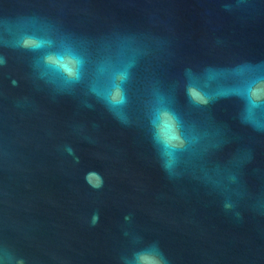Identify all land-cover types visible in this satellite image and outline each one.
Wrapping results in <instances>:
<instances>
[{"label": "water", "instance_id": "water-1", "mask_svg": "<svg viewBox=\"0 0 264 264\" xmlns=\"http://www.w3.org/2000/svg\"><path fill=\"white\" fill-rule=\"evenodd\" d=\"M118 74L122 105L105 98ZM253 78L264 0H0V264H264Z\"/></svg>", "mask_w": 264, "mask_h": 264}, {"label": "snow or ice", "instance_id": "snow-or-ice-1", "mask_svg": "<svg viewBox=\"0 0 264 264\" xmlns=\"http://www.w3.org/2000/svg\"><path fill=\"white\" fill-rule=\"evenodd\" d=\"M23 43L29 48H38L41 46L38 37H26ZM46 63L67 79H78L81 74L80 61L72 55L49 54L46 57ZM124 78L123 74H118L111 80L105 96L106 100L110 103L122 105L125 102V96L119 83ZM240 96L242 97L243 103L248 107L264 108V78L250 79L244 85ZM188 97L193 104L203 105L208 103V98L205 94H202L200 88L197 86H192L188 89ZM155 120L158 140L165 149H170L172 146L171 141H179L181 137L175 112L170 108L161 107L156 113Z\"/></svg>", "mask_w": 264, "mask_h": 264}]
</instances>
